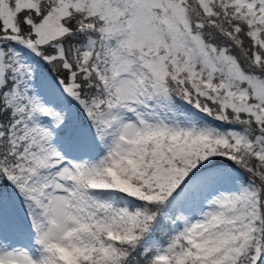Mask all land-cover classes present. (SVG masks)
Masks as SVG:
<instances>
[{
	"label": "snow or ice",
	"instance_id": "1",
	"mask_svg": "<svg viewBox=\"0 0 264 264\" xmlns=\"http://www.w3.org/2000/svg\"><path fill=\"white\" fill-rule=\"evenodd\" d=\"M0 264H264V0H0Z\"/></svg>",
	"mask_w": 264,
	"mask_h": 264
}]
</instances>
